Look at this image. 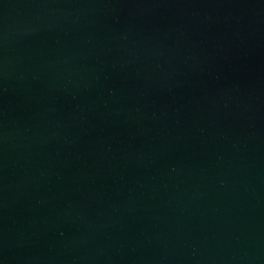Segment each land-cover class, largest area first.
<instances>
[{
	"label": "water",
	"instance_id": "95a60500",
	"mask_svg": "<svg viewBox=\"0 0 264 264\" xmlns=\"http://www.w3.org/2000/svg\"><path fill=\"white\" fill-rule=\"evenodd\" d=\"M0 264H264V0H0Z\"/></svg>",
	"mask_w": 264,
	"mask_h": 264
}]
</instances>
